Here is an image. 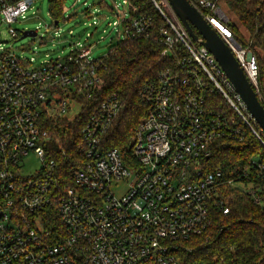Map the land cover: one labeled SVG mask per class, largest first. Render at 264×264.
<instances>
[{"label":"built area","instance_id":"2783aa9c","mask_svg":"<svg viewBox=\"0 0 264 264\" xmlns=\"http://www.w3.org/2000/svg\"><path fill=\"white\" fill-rule=\"evenodd\" d=\"M36 1L0 0V35L5 30L12 39H22L35 31L26 37L46 44L40 28L14 27L28 19L29 11L37 15ZM87 1L66 0L60 19L49 6L47 28L58 29L52 40L64 44L70 39L55 57L47 52L35 64L0 40V264H186L181 254L195 250L188 242L212 237L219 229L217 217L230 213V188L239 187L261 203L255 183L242 177L258 179L264 165L253 159L255 173L241 176L212 168L210 159L248 137L264 146V132L214 55L167 12L164 0H152L166 22L156 38L169 63L142 87L148 110L131 154L110 147L107 138L122 102L115 93L99 98L100 67L119 43L147 36L153 19L128 0V11L120 0ZM189 1L260 95L257 57L238 41L220 1ZM79 18L90 19L83 41L59 27ZM105 40L107 54L94 57L93 50ZM67 99L82 110L85 103L93 108L80 131L79 159L71 175H62L59 162L49 156L54 135L48 123L66 119ZM31 156L41 165L28 173ZM121 183L128 188L117 196L113 188Z\"/></svg>","mask_w":264,"mask_h":264},{"label":"trees","instance_id":"16d2710c","mask_svg":"<svg viewBox=\"0 0 264 264\" xmlns=\"http://www.w3.org/2000/svg\"><path fill=\"white\" fill-rule=\"evenodd\" d=\"M65 1H50V10L56 19L61 18ZM128 1L139 9L140 14L151 17L153 26L147 36L119 43L116 51L104 59L100 67L99 92L100 99L115 93L122 102L121 113L108 135L107 143L127 155L131 154L136 131L147 115L148 109L141 97L142 87L146 81L156 78L169 63L162 56L163 46L156 38L159 28L166 24L164 17L152 0ZM218 1L227 3L240 23L241 26L232 24L238 41L249 46L257 57L259 97L264 99V0ZM92 108L91 103H85L80 115L73 121L61 119L48 123L54 135L48 145L49 156L59 162L62 175H71L74 162L79 159L77 146L80 131ZM253 159L264 165V146L256 138L248 137L242 143L215 152L210 160L212 168L219 167L227 174L243 176L247 172L255 173L250 168ZM242 180L255 183L261 203H254L239 187L230 188V213H220L217 217L219 229L212 237H198L188 242L195 250L181 254L186 264L194 261L206 264H264V170H260L258 179L242 177Z\"/></svg>","mask_w":264,"mask_h":264},{"label":"rangeland","instance_id":"374dc122","mask_svg":"<svg viewBox=\"0 0 264 264\" xmlns=\"http://www.w3.org/2000/svg\"><path fill=\"white\" fill-rule=\"evenodd\" d=\"M92 1L93 0H88L87 2L90 3ZM158 1L161 2L162 0H158ZM120 2L121 4L125 5V9L126 11H128L129 9L124 3V0H120ZM164 2L166 4L165 9L167 10V12H169L171 16H175L167 0H164ZM49 6H50L49 0H37L34 4V10L37 12V15H33L32 11H29L27 20L21 22L18 21L14 24V27L16 29H19L20 31H23L25 29L36 30L40 28L38 29L39 35L40 36L43 35L46 37V39L49 40L46 44H42L39 39H33L32 37H25L22 39L21 38L12 39L11 36L7 34L5 30H2L0 35L1 36L0 40L2 42H6L5 43L6 47L12 48L18 55L25 56L27 58H34L36 60L35 64H38L42 60L46 59L45 54L47 52H50L51 55L54 57L57 56L58 54L61 53L57 48H62L63 45L66 48L68 42L70 41L69 39L67 42L63 44V43H58L56 40H52L55 35V30L58 29L47 28V26L52 22V18L49 15ZM219 7H221L226 11L227 15L231 19V22L240 25L235 15L222 1L219 2ZM89 20L90 19L87 18H79L78 22H75V20L69 22H61L59 27L61 29V32L67 36L69 35V30H73L77 35H81L80 37L77 38L76 41H83L86 33L88 31H91V29L87 26V24L85 25V23H87ZM108 47L109 46L107 40L100 42L99 45H97V47L93 50L94 57H100L102 55L107 54ZM67 51L68 49L64 50V52ZM261 100L264 102L263 98ZM68 105L71 107V110H68L66 113L63 114V116L64 118L72 121L80 114L82 110V105L77 102L69 101V100H68ZM40 165H41V161L38 158L31 156L28 159V164L25 167V171L28 173L34 172L36 169L39 168ZM127 188L128 185L126 183H121L119 186H115L113 190L117 196H120L126 192Z\"/></svg>","mask_w":264,"mask_h":264},{"label":"water","instance_id":"95a60500","mask_svg":"<svg viewBox=\"0 0 264 264\" xmlns=\"http://www.w3.org/2000/svg\"><path fill=\"white\" fill-rule=\"evenodd\" d=\"M167 2L192 39L214 55L237 93L243 99L249 113L264 132V103H262L257 90L249 81L232 51L216 30L204 19L197 7L191 4L189 0H167ZM35 35V31H28L22 38Z\"/></svg>","mask_w":264,"mask_h":264}]
</instances>
